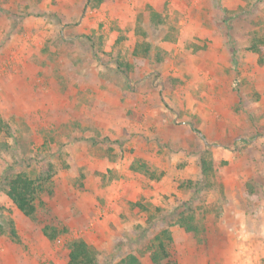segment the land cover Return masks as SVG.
<instances>
[{
  "label": "rangeland",
  "instance_id": "obj_1",
  "mask_svg": "<svg viewBox=\"0 0 264 264\" xmlns=\"http://www.w3.org/2000/svg\"><path fill=\"white\" fill-rule=\"evenodd\" d=\"M261 29L264 0H0V264H69L74 238L152 264L166 229L173 264H264ZM18 173L47 189L37 222Z\"/></svg>",
  "mask_w": 264,
  "mask_h": 264
},
{
  "label": "trees",
  "instance_id": "obj_2",
  "mask_svg": "<svg viewBox=\"0 0 264 264\" xmlns=\"http://www.w3.org/2000/svg\"><path fill=\"white\" fill-rule=\"evenodd\" d=\"M245 50L258 55V64L264 66V29L253 35ZM202 170L205 176L217 174L214 170V162L210 159H202ZM146 173L148 172L146 171ZM5 181L6 196L27 219L37 222L39 206L44 204L42 195L47 192L43 182L40 179L31 178L26 173L9 176ZM249 190L252 194L253 188L249 187ZM176 225L182 228L188 236H197L200 232L192 213L183 212L179 214ZM42 231L50 241L59 240L68 235L69 232L67 228L48 226L44 227ZM2 233L3 227L0 223V234ZM173 245L174 238L169 229L155 236L147 247L152 264H173L171 251ZM66 246L69 264H98L97 249L83 238L67 239ZM120 264H141V256L130 254Z\"/></svg>",
  "mask_w": 264,
  "mask_h": 264
},
{
  "label": "crops",
  "instance_id": "obj_3",
  "mask_svg": "<svg viewBox=\"0 0 264 264\" xmlns=\"http://www.w3.org/2000/svg\"><path fill=\"white\" fill-rule=\"evenodd\" d=\"M88 159V160H87ZM92 159V157L91 156H89V158H86V160L87 161H90ZM84 165V164H83ZM81 165H79V167H80ZM82 167V166H81Z\"/></svg>",
  "mask_w": 264,
  "mask_h": 264
}]
</instances>
